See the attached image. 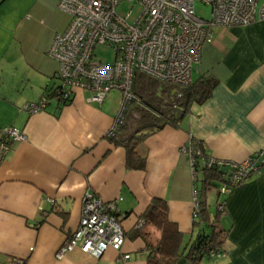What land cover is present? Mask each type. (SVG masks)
Masks as SVG:
<instances>
[{
  "label": "crops",
  "instance_id": "crops-1",
  "mask_svg": "<svg viewBox=\"0 0 264 264\" xmlns=\"http://www.w3.org/2000/svg\"><path fill=\"white\" fill-rule=\"evenodd\" d=\"M69 22L56 0L0 2V131L16 128L25 136L0 164V264H147L145 241L155 243L160 232L135 226L153 199L165 202L168 220L182 235L180 252H187L198 234L192 210L202 173L194 182L181 149L192 139L208 157L231 162L264 151V20L215 29L193 74V82L217 81L211 96L192 105L178 128L166 126L144 140L143 170L128 169L125 150L107 138L115 104H88L89 94L78 90L67 105L51 100L35 113L22 109L58 85V65L48 52ZM86 192L116 203L125 216L124 243L99 261L79 252L56 260L55 252L78 226ZM219 199L216 190L207 191L210 220ZM221 199L223 256L197 263L180 256L172 264H264V168Z\"/></svg>",
  "mask_w": 264,
  "mask_h": 264
},
{
  "label": "built area",
  "instance_id": "built-area-1",
  "mask_svg": "<svg viewBox=\"0 0 264 264\" xmlns=\"http://www.w3.org/2000/svg\"><path fill=\"white\" fill-rule=\"evenodd\" d=\"M56 1L58 9L70 17L68 28L54 37L48 52L58 65L54 75L58 85L44 91L37 103H28L22 109L31 114L44 110L51 100L68 103L78 90L89 94L88 104L100 105L111 91H117L120 101L107 137L114 135L123 124L130 104L140 102L133 93L135 73L187 87L193 82V74L199 72L202 48L213 43L215 29L246 27L264 20V0L260 5V0ZM122 3L136 9V13L118 14ZM196 3L209 7V19L195 12ZM98 46L113 51L112 63L95 61L94 51ZM24 139L23 132L16 128L0 131V164L11 145ZM181 152L190 162L194 182L204 169L218 167L225 171V182L216 187L220 198L216 211L221 216L225 211V201L221 198H226L264 168L263 150L241 162L224 161L203 156L196 142L190 139ZM198 191L194 186L193 221L198 220L200 213ZM124 217L115 202L105 203L86 192L78 226L57 249L55 259L62 260L79 252L90 260L99 261L108 249L119 251L125 240L121 226ZM143 226L144 221L140 219L135 228ZM223 253L211 251L208 259H219Z\"/></svg>",
  "mask_w": 264,
  "mask_h": 264
},
{
  "label": "trees",
  "instance_id": "trees-1",
  "mask_svg": "<svg viewBox=\"0 0 264 264\" xmlns=\"http://www.w3.org/2000/svg\"><path fill=\"white\" fill-rule=\"evenodd\" d=\"M216 83L212 77H199L187 87H177L145 74L135 73L133 93L140 102L130 104L123 124L114 135L107 137L114 146L125 150L126 167L143 170L146 154L141 146L144 140L166 126L178 128L192 105L201 104L211 96ZM195 142L201 154L207 157L199 148V142ZM225 174V171L218 167L202 171L198 191L200 213L198 220L193 221V227L198 228V234L195 240L187 245L185 253L180 252L182 235L168 220L165 202L159 199L151 201L141 217L144 226L141 229L135 228L136 231L142 232L145 228L152 227L160 232V237L155 243L145 241L148 250L147 264H172L180 256L197 263L203 258L208 259L211 251H225V232L219 225L221 214L216 211L215 217L210 220L206 204L207 191L225 182Z\"/></svg>",
  "mask_w": 264,
  "mask_h": 264
},
{
  "label": "rangeland",
  "instance_id": "rangeland-1",
  "mask_svg": "<svg viewBox=\"0 0 264 264\" xmlns=\"http://www.w3.org/2000/svg\"><path fill=\"white\" fill-rule=\"evenodd\" d=\"M262 1L263 0H260L259 5L261 4ZM194 9H195V12L199 16H201L202 18H205V19H209V17H210L209 7H205L199 3H196ZM129 11H131L133 15L136 13V9H131V6L127 3H122L117 9V13L120 15H125ZM94 55H95V61H100L102 63H112L113 59H114L113 51L111 49H108L105 47L98 46L94 51ZM105 100L107 102L111 103L112 105L115 104L118 108L119 101H120V94L117 91H111ZM214 190H216V188L211 189V191H213V192H214ZM212 194H209V199L211 201L209 205H210V210L212 212H214L215 205H214V199H212Z\"/></svg>",
  "mask_w": 264,
  "mask_h": 264
}]
</instances>
